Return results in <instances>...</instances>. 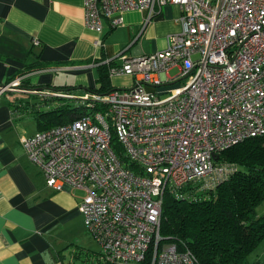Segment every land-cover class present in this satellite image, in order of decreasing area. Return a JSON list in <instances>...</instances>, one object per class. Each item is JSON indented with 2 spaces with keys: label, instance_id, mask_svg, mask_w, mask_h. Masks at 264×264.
I'll return each instance as SVG.
<instances>
[{
  "label": "built area",
  "instance_id": "built-area-1",
  "mask_svg": "<svg viewBox=\"0 0 264 264\" xmlns=\"http://www.w3.org/2000/svg\"><path fill=\"white\" fill-rule=\"evenodd\" d=\"M168 5L179 10V31L164 50L120 55L108 70L131 86L46 92L82 109L21 142L49 188L83 193L79 210L99 264H142L152 249L150 264H198L186 248L159 245L166 195L188 198L182 190L195 181L214 188L234 169L216 155L264 136V0H83V23L100 34L104 20L115 29L140 10L147 22Z\"/></svg>",
  "mask_w": 264,
  "mask_h": 264
},
{
  "label": "crops",
  "instance_id": "crops-1",
  "mask_svg": "<svg viewBox=\"0 0 264 264\" xmlns=\"http://www.w3.org/2000/svg\"><path fill=\"white\" fill-rule=\"evenodd\" d=\"M122 18L115 29L104 20L98 34L84 26L83 0H0V86L28 67L46 65L24 75L27 85L0 95V264H99L79 210L82 196L49 188L21 142L39 132L36 110L58 106L46 101V92L73 89L66 91L80 96L98 86V66L119 65L120 55L162 51L166 37L179 31L174 6L147 22L140 10ZM34 39L40 47L32 46ZM109 81L112 88L129 87L133 79ZM249 264H264V245Z\"/></svg>",
  "mask_w": 264,
  "mask_h": 264
},
{
  "label": "trees",
  "instance_id": "trees-1",
  "mask_svg": "<svg viewBox=\"0 0 264 264\" xmlns=\"http://www.w3.org/2000/svg\"><path fill=\"white\" fill-rule=\"evenodd\" d=\"M113 62L98 66V86L87 91L107 94L115 89L110 86L108 75ZM45 66L28 67L16 77ZM28 82L29 79H22L21 84ZM66 90L73 89L58 91ZM49 100L59 103L57 109L36 110L33 114L39 131L73 121L82 109L77 105H63L62 99L51 97L46 101ZM215 162L231 163L235 168L214 188L201 189L195 181L182 190L188 198L180 200L166 195L159 245L186 248L198 264H249L252 255L264 245V213L257 212L264 203V136L248 139L219 153ZM152 253L153 249L142 264H150Z\"/></svg>",
  "mask_w": 264,
  "mask_h": 264
},
{
  "label": "rangeland",
  "instance_id": "rangeland-1",
  "mask_svg": "<svg viewBox=\"0 0 264 264\" xmlns=\"http://www.w3.org/2000/svg\"><path fill=\"white\" fill-rule=\"evenodd\" d=\"M169 6V5H168ZM164 7V6H163ZM144 52H146V51H143V54H151L150 52L149 53H144ZM132 54L133 53H136V52H131ZM128 54H130V52L128 53ZM176 70H171V71H169L168 72V74H169V76L170 77H173V76H175L176 75ZM26 75V74H25ZM10 84V83H9ZM8 84H6V85H3V86H0V89L1 88H3V87H5V86H7ZM117 89H121V88H124V87H116ZM13 90H16V89H11V90H8V91H13ZM4 92H6V91H3L2 93H0V95H2ZM24 92H27V90H24ZM42 96V95H41ZM62 100H64V99H62ZM62 104L63 105H65V104H67V105H77V106H80V107H82V105L80 104V103H75V101H73V100H64V101H62ZM57 109V108H56ZM58 109H59V107H58ZM73 117H75V116H73ZM76 118V117H75ZM75 118H74V120H75ZM72 122V121H71ZM68 123H70V122H68ZM65 124H67V123H65ZM61 125V124H60ZM56 126H58V125H56ZM53 127H55V126H53ZM52 128V127H51ZM223 163H225V162H223ZM226 164H228V165H230V166H232V164L231 163H227L226 162ZM232 167H234V166H232ZM235 168V167H234ZM224 179H221V180H218V181H220V182H222ZM82 192H80V191H78V195L79 196H82ZM257 212H258V214H262V213H264V203H263V205L262 206H260L258 209H257ZM90 236V235H89ZM91 237V236H90ZM91 239L93 240V242H94V245H95V249H93V250H96V249H98L99 248V251H100V247H99V245L95 242V240L91 237ZM167 245H172V246H175L174 244H167Z\"/></svg>",
  "mask_w": 264,
  "mask_h": 264
}]
</instances>
